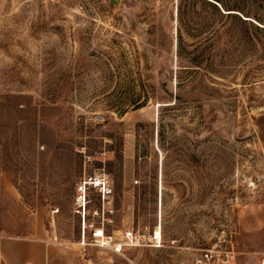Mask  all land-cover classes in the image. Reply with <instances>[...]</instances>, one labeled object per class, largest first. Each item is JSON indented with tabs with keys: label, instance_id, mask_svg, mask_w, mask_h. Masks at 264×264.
Returning a JSON list of instances; mask_svg holds the SVG:
<instances>
[{
	"label": "rangeland",
	"instance_id": "rangeland-1",
	"mask_svg": "<svg viewBox=\"0 0 264 264\" xmlns=\"http://www.w3.org/2000/svg\"><path fill=\"white\" fill-rule=\"evenodd\" d=\"M112 1L0 0V239L68 264H264V0ZM95 176L111 194L89 190L85 223L159 247L81 243Z\"/></svg>",
	"mask_w": 264,
	"mask_h": 264
},
{
	"label": "built area",
	"instance_id": "built-area-1",
	"mask_svg": "<svg viewBox=\"0 0 264 264\" xmlns=\"http://www.w3.org/2000/svg\"><path fill=\"white\" fill-rule=\"evenodd\" d=\"M90 189H93L101 200H105L111 194L108 180L99 176L88 178L87 180L84 179L76 186L74 201L78 208L77 213L82 217V244L85 243V230H88L89 239L94 246L110 248L115 253H119L122 250V245L138 246L144 241H147L155 248L161 245L162 237L159 228H154L152 230L146 228L143 233L129 229L122 232L120 241H117L113 236L107 235L103 228H100L93 223L86 224L85 209L88 203ZM203 258L208 260L209 255L205 254Z\"/></svg>",
	"mask_w": 264,
	"mask_h": 264
},
{
	"label": "crops",
	"instance_id": "crops-1",
	"mask_svg": "<svg viewBox=\"0 0 264 264\" xmlns=\"http://www.w3.org/2000/svg\"><path fill=\"white\" fill-rule=\"evenodd\" d=\"M257 220L254 224H264ZM1 264H68L55 255V250L45 241L36 239L1 238Z\"/></svg>",
	"mask_w": 264,
	"mask_h": 264
},
{
	"label": "water",
	"instance_id": "water-1",
	"mask_svg": "<svg viewBox=\"0 0 264 264\" xmlns=\"http://www.w3.org/2000/svg\"><path fill=\"white\" fill-rule=\"evenodd\" d=\"M112 2H113V4H115V1L114 0Z\"/></svg>",
	"mask_w": 264,
	"mask_h": 264
},
{
	"label": "trees",
	"instance_id": "trees-1",
	"mask_svg": "<svg viewBox=\"0 0 264 264\" xmlns=\"http://www.w3.org/2000/svg\"><path fill=\"white\" fill-rule=\"evenodd\" d=\"M227 15H232V14H227Z\"/></svg>",
	"mask_w": 264,
	"mask_h": 264
}]
</instances>
